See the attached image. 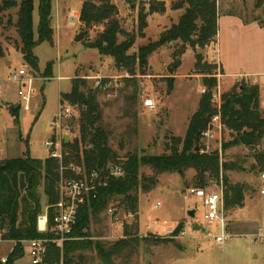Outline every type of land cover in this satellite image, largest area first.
Masks as SVG:
<instances>
[{
    "label": "rangeland",
    "instance_id": "374dc122",
    "mask_svg": "<svg viewBox=\"0 0 264 264\" xmlns=\"http://www.w3.org/2000/svg\"><path fill=\"white\" fill-rule=\"evenodd\" d=\"M3 1L0 0V7ZM85 1L97 5L110 2L118 8L123 30L118 34V41L136 35L130 54L137 53L141 46L158 41L185 11L183 8L172 9V3L163 0L156 1L164 2L165 9L156 12L149 11L150 2L155 0H52L56 43L43 42L35 51L41 69L52 60L55 64L54 77L59 74V68L62 75L71 77L58 80L50 79L47 74H38L45 79L38 87L39 93L33 99L32 110L26 111L22 107L17 113L7 107L5 98L10 92L15 101L19 99L18 84L4 83V94L0 98V102H3L0 106V160L19 158L25 155L28 148L31 157H49L44 145L52 135L49 122L59 110L61 94L72 90V79L77 73L86 75L89 86L98 90L103 125L109 132V144L120 160L130 153L161 155L169 152L167 144L172 136L184 138L188 119L199 104L202 96L200 88L206 86L205 82L216 79V89L221 90L222 96L236 94L237 98L242 94L236 86L243 82L255 85L252 80L241 78L233 87L224 88L223 82H220L222 71L216 57L217 38L203 48H193L182 40L162 45L149 55L146 67L136 66L134 73L125 67L118 68L114 59L106 55L102 67H98L96 60L99 53L88 48L87 43L104 26L98 24L86 28L83 25L80 16ZM256 2L218 0L219 13L223 16H234L236 13L240 18L257 20L261 24L264 22V5L258 7ZM36 4L38 1L35 7ZM71 10L79 13L72 22L69 17ZM142 10L148 15L141 34L139 15ZM17 11L18 7L0 10V50H3V56H0V78H6L11 72L28 65L18 49L21 41L16 28ZM38 20L36 8L35 27ZM58 22L61 28L57 26ZM82 30H87L86 36L80 42L75 41ZM245 30H237L235 36L232 29L227 30L229 37L223 45L222 59H230L237 64V71L244 75L264 72V36H261L259 28L248 27ZM197 54L202 55V64L207 63L212 68V74L207 75L196 68ZM9 60L12 64L8 66ZM76 63L83 66L78 71L75 69ZM175 75L181 77L177 82ZM173 78L172 91H169L168 81ZM261 80L263 82V76ZM98 81L102 82V86L107 84V88L97 87ZM133 86H137L138 96L133 97L137 98L136 101L130 98L129 106L127 95L134 92ZM147 95L153 96L156 101L154 110L143 105ZM75 110V128L67 134L71 142L80 139L81 135L78 106H75ZM230 139L231 132L225 128L221 143L209 141V152L218 150L222 161L236 164L237 168L225 172L231 183H240L244 187L249 185L245 191L244 207L231 208L226 212L228 230L234 234L232 239L222 245L217 244L213 236L221 233V227L204 222L202 199L191 195L185 197L186 189L195 185L193 169L187 170L183 176L178 172L164 173L158 176L159 183L154 189L139 191L137 214L131 213L129 216L130 212L122 205V198L115 197L100 214L92 215L89 229L91 239L100 241L106 248L124 239L128 243L121 252L112 256L111 261H104L96 250L87 249L77 252L72 264H264V238L256 237L264 233V167L257 160V156L264 154V138L253 145L240 143L231 146L223 153L222 143ZM140 172L147 176L154 174L146 166H142ZM221 185L226 188L222 179L211 180L207 190L216 191ZM40 192L45 205L43 187H40ZM157 202L162 205L155 209ZM111 205L118 206L116 215L109 214ZM185 209L195 210V215H190ZM165 220L173 228L179 224L184 226L185 234L171 236L165 229ZM13 245L12 241L2 239L0 232V256L9 255ZM28 252L29 246H25L24 256L14 264H30Z\"/></svg>",
    "mask_w": 264,
    "mask_h": 264
},
{
    "label": "trees",
    "instance_id": "16d2710c",
    "mask_svg": "<svg viewBox=\"0 0 264 264\" xmlns=\"http://www.w3.org/2000/svg\"><path fill=\"white\" fill-rule=\"evenodd\" d=\"M38 1L39 23L37 32L34 27L35 3ZM257 6L264 5V0H257ZM2 7V8H1ZM0 10L18 7L16 28L21 45L19 51L24 61L35 71L39 70V60L34 52L35 47L47 41L53 43L54 29L52 27V0H4ZM185 11L179 21L163 33L154 43L139 47L137 53L130 54L129 50L135 43V34L129 35L124 41H118V34L122 33L119 19V10L110 2L97 5L85 1L81 10V22L86 28H93L98 24L104 26L103 30L87 46L97 48L102 55L114 59L118 68L125 67L134 73L136 66L146 67L148 57L160 46L176 40H182L193 48H203L213 42L218 35L219 6L218 0H176L172 9ZM150 12L162 11L165 3L150 2ZM147 13L140 12V33L146 25ZM264 26V22L261 23ZM3 56V50H0ZM196 68L207 75L212 74V68L206 63L202 64L201 54L196 55ZM52 63H49L45 74L51 75ZM205 82L206 92L202 94L197 110L192 114L184 138L172 136L167 144L169 152L161 155L127 154L125 159L120 156L109 144V132L103 125V115L98 101V90L89 86L87 77L79 73L72 79V90L61 94L62 101H68L78 106L80 111V139L73 142L65 141V165L70 162L84 164L87 173L97 170L105 171V182L99 187L96 197H91L81 208L77 224L72 236L63 248L54 242L47 247L44 264H72L77 252L87 249L96 250L104 261H111L112 256L121 252L127 241L121 239L106 248L100 241H93L90 234L92 215L100 214L107 208L115 197L122 198V205L130 213H138L139 191H150L159 183V175L178 172L182 176L187 170L195 171V186L207 189L211 180L222 179L226 185L224 189L225 209L244 207L246 195L244 185L231 183L225 174L227 170L237 168L236 164L222 161L221 153L201 152L195 147L200 142V134L206 129L210 117L217 112L213 102V92L217 88L216 79ZM128 83V82H127ZM174 78L168 81V89L172 91ZM241 89L240 100L237 95H223L222 115L231 132L232 139L222 143L223 153L231 146L242 143L240 137L248 136L262 140L264 138V113L260 105V90L258 85L245 82L236 86ZM134 92L127 95L137 98L138 88L133 86ZM133 95V96H132ZM19 110H16L17 113ZM261 167H264V154L257 156ZM122 164L124 176H112L109 172L110 164ZM142 166L149 167L151 176L141 174ZM68 174V173H67ZM61 179L60 161L47 157L38 159L31 157L28 148L25 155L0 160V232L2 239L17 242L8 255L7 263L14 262L25 254L21 241L39 238H53L51 227L54 219V206L60 199L58 190ZM43 193L46 204H43ZM48 206L49 228L47 232L38 229V218ZM184 230V226L177 225L171 236H177ZM128 234V231L126 232Z\"/></svg>",
    "mask_w": 264,
    "mask_h": 264
},
{
    "label": "built area",
    "instance_id": "2783aa9c",
    "mask_svg": "<svg viewBox=\"0 0 264 264\" xmlns=\"http://www.w3.org/2000/svg\"><path fill=\"white\" fill-rule=\"evenodd\" d=\"M78 16L79 13L76 10L70 11L69 17L71 22L75 21ZM243 78L249 79V76H242V79ZM38 79L45 78L40 77L30 66H23L19 70L11 72L6 78H0V97L4 94V83L14 82L18 84L17 93L20 98L21 108L23 107L24 110L29 111L32 109L33 99L39 93V89L36 86V81ZM257 80L258 76H254L252 78V83L256 84ZM101 83L102 82L98 81L97 87L107 88V84H103L102 86ZM206 90V86L200 88L202 94H204ZM213 102L217 107V112L210 117L206 129L200 134L199 144L201 152H209L210 140L219 141L221 143L223 132L226 128L222 115L223 98L220 89L214 90ZM143 105L145 108L154 110L157 104L153 96L147 95L144 97ZM76 116L75 106L68 101H62L59 112L50 122L52 135L49 140L44 142V145L49 153V157L56 158L60 161L61 179L58 186L60 199L54 206L55 215L51 227V231L54 235L53 238H39L21 241L24 245V249L25 246H29L28 255L30 257V264H44L47 247L50 242H54L63 248L67 241L74 239L72 234L74 227L77 224L82 206L92 196L96 197L99 187L105 182V175L103 177L102 174L104 170L101 172L93 170L92 172L87 173L84 164L70 162L68 165H65L63 162L66 155L64 142L66 141L67 134L71 133L73 128H75L74 123L77 118ZM109 172L112 176L116 177H123L125 173L122 164L119 163L110 164ZM262 177L264 178V172L262 173ZM262 193H264V190H262ZM184 195L185 197L191 195L201 198L203 201L204 222L208 225L215 224L221 227V233L213 236L217 244L222 245L227 240L232 239L234 234L228 230L223 185H221L216 191H209L205 188L192 185L186 189ZM161 205V202H157L154 205V208L156 209ZM48 210L49 207L46 206L44 208V213L38 218V229L40 232L48 231ZM108 212L111 215H116L119 212V208L116 205H111L108 208ZM131 215L132 214L130 213L129 216ZM127 216L128 215H126V217ZM42 219L44 221L43 226H41ZM163 222L165 223L166 231L172 235L176 227L173 228L166 220ZM181 234L184 235L185 232L182 231ZM256 237L263 239L264 233L261 232L256 235ZM13 243L16 244L17 242ZM0 261L2 263H7L8 256H1ZM60 264H64L63 261Z\"/></svg>",
    "mask_w": 264,
    "mask_h": 264
},
{
    "label": "crops",
    "instance_id": "0c3cea01",
    "mask_svg": "<svg viewBox=\"0 0 264 264\" xmlns=\"http://www.w3.org/2000/svg\"><path fill=\"white\" fill-rule=\"evenodd\" d=\"M163 1H166L168 4L170 3H173L175 2L176 0H163ZM36 8L38 9V4H36ZM35 8V10H36ZM232 15V14H231ZM227 16V15H222L221 13H219V18H218V35H217V41H216V57H217V60L219 62V66H220V69L222 71L221 75H220V82H223L224 84V88L225 89H228V88H231L233 87L238 81H240V79L242 78V76L244 75L243 73H239L237 70V64L233 63L230 59L226 60V59H222V53H223V45L224 43L226 42V38L229 37V34L227 32V30L232 29V32L234 34V36L236 35V31L237 30H240L241 28H243L244 30L247 29L248 27L250 28H259L260 30V34L261 36H264L263 35V32H264V26L262 24H260L257 20H246V19H243V17L240 18V16L238 14L235 13L234 16ZM53 20H54V16L52 14V27L54 29V32H55V25L53 24ZM38 23H39V20H38ZM245 23H248V24H245ZM58 27L61 28V24L60 22H58L57 24ZM34 27H35V11H34ZM37 27L38 25L35 27V31L37 32ZM246 31V30H245ZM230 39V38H229ZM234 39L236 40V37H234ZM47 42V41H45ZM238 42V41H237ZM56 41H55V37H54V41L53 43H50V44H55ZM59 44V42H57ZM233 44L236 46L234 40H233ZM88 48H91V49H95L98 51L99 53V56H97V66L98 67H102L101 65L104 63L105 61V56L102 55L100 53V51L97 49V48H94V47H89L87 46ZM36 48L34 49V52L36 54ZM37 55V54H36ZM38 57V56H37ZM7 61V59H6ZM10 61V60H9ZM94 62V61H93ZM49 63H52V68H51V75L49 76L50 79L52 78H61V79H58V80H63L64 78H69L71 76H64L62 75V73H60V68H59V74L54 77V70H55V64H54V61H48L45 68L44 69H41L39 67V70L36 71L37 74H45V71L49 65ZM12 64V61H10L9 64H7L8 66ZM91 64H94V63H91ZM87 66V65H86ZM92 66V65H90ZM83 66L80 65L79 63H76L75 65V69L76 71L80 70ZM264 75V72H259V71H256V72H249V73H246L244 76L248 77L249 76V80H252V78L254 76H258V80L256 82L255 85H258L259 87V90H260V105H261V109L262 111H264V84L262 82V76ZM83 77H87L86 75H81ZM261 77V78H260ZM175 82H177L178 80L181 79L180 75H175ZM50 79H47V80H50ZM44 82V79H38L36 81V86L37 88L40 86V84H42ZM222 89V88H221ZM8 92L6 94V98H5V101H6V105L7 107L12 111V112H15L16 110H19V109H16L15 111L12 110V106H17V105H20V98L15 101L13 98H12V94ZM3 96V95H2ZM2 96L0 98H2ZM4 101V102H5ZM61 102H62V99L60 100V105H61ZM3 103V102H2ZM2 103L0 102V106H2ZM198 106L195 107V109L193 110V113L197 110ZM59 109H60V106H59ZM32 110V109H31ZM59 112V110H58ZM57 112V113H58ZM56 113V114H57ZM192 113V114H193ZM54 114V116L56 115ZM53 116V118H54ZM192 116V115H190ZM191 118V117H190ZM190 118L188 119V122L190 121ZM52 120V119H51ZM51 122V121H50ZM50 122H49V128H50ZM48 155L45 157L47 158ZM43 158V159H45ZM186 210V209H185ZM187 212H190V209L186 210ZM196 212V211H195ZM15 245V244H14ZM14 245L12 248H14ZM13 250V249H12ZM5 256H8V255H5ZM1 257V256H0Z\"/></svg>",
    "mask_w": 264,
    "mask_h": 264
},
{
    "label": "water",
    "instance_id": "95a60500",
    "mask_svg": "<svg viewBox=\"0 0 264 264\" xmlns=\"http://www.w3.org/2000/svg\"><path fill=\"white\" fill-rule=\"evenodd\" d=\"M87 34V30H82L75 38V41L77 42H80L84 39V37L86 36ZM240 100V97L239 98H236V102L238 103ZM21 106L20 105H17V106H12V110L15 111L16 109H20ZM69 139V136H66V141H68ZM241 141L243 144L245 145H253V144H256L258 142H260L261 140L257 139V138H253V137H248V136H241L240 137ZM200 149V145L197 144V146L195 147V150L198 151ZM103 174V177H104V171L102 172ZM249 187V185H245L244 187V192L247 190V188ZM190 215L194 216L195 215V210H190Z\"/></svg>",
    "mask_w": 264,
    "mask_h": 264
},
{
    "label": "bare ground",
    "instance_id": "6f19581e",
    "mask_svg": "<svg viewBox=\"0 0 264 264\" xmlns=\"http://www.w3.org/2000/svg\"><path fill=\"white\" fill-rule=\"evenodd\" d=\"M43 224H44V221H43V219H42V221H41V226H43Z\"/></svg>",
    "mask_w": 264,
    "mask_h": 264
}]
</instances>
